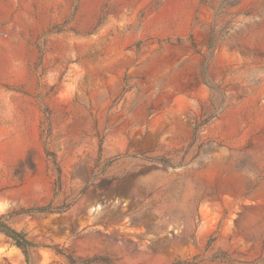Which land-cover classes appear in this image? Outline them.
Returning a JSON list of instances; mask_svg holds the SVG:
<instances>
[{
    "label": "rangeland",
    "instance_id": "rangeland-1",
    "mask_svg": "<svg viewBox=\"0 0 264 264\" xmlns=\"http://www.w3.org/2000/svg\"><path fill=\"white\" fill-rule=\"evenodd\" d=\"M0 264H264V0H0Z\"/></svg>",
    "mask_w": 264,
    "mask_h": 264
},
{
    "label": "trees",
    "instance_id": "trees-1",
    "mask_svg": "<svg viewBox=\"0 0 264 264\" xmlns=\"http://www.w3.org/2000/svg\"><path fill=\"white\" fill-rule=\"evenodd\" d=\"M0 232L11 239L14 245L24 253L26 258L28 257V249L33 245L25 238L23 233L15 231L2 223H0Z\"/></svg>",
    "mask_w": 264,
    "mask_h": 264
}]
</instances>
